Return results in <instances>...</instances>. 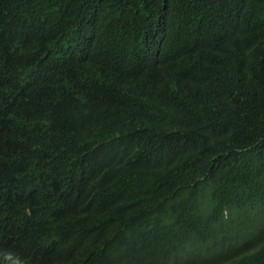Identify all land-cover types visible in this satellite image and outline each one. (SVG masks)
Masks as SVG:
<instances>
[{
    "label": "trees",
    "instance_id": "trees-1",
    "mask_svg": "<svg viewBox=\"0 0 264 264\" xmlns=\"http://www.w3.org/2000/svg\"><path fill=\"white\" fill-rule=\"evenodd\" d=\"M15 251L264 264V0H0Z\"/></svg>",
    "mask_w": 264,
    "mask_h": 264
},
{
    "label": "clouds",
    "instance_id": "clouds-1",
    "mask_svg": "<svg viewBox=\"0 0 264 264\" xmlns=\"http://www.w3.org/2000/svg\"><path fill=\"white\" fill-rule=\"evenodd\" d=\"M0 262L2 264H37L16 251L0 254Z\"/></svg>",
    "mask_w": 264,
    "mask_h": 264
}]
</instances>
